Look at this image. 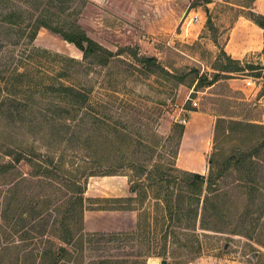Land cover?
<instances>
[{
	"label": "rangeland",
	"instance_id": "obj_1",
	"mask_svg": "<svg viewBox=\"0 0 264 264\" xmlns=\"http://www.w3.org/2000/svg\"><path fill=\"white\" fill-rule=\"evenodd\" d=\"M254 1L251 11L261 15L252 10ZM259 2L263 4L264 0ZM247 4L249 0L76 1L79 26L91 41L112 55L105 66H102L103 57L92 56L91 73L78 75L76 79L93 88L92 104L105 102L107 111L100 112L96 105V113L141 143L131 155L137 154L136 159L148 169L157 164L163 165V170L178 168L186 164L185 159L177 162L174 157L179 134L184 129L187 133L183 157L199 153V168L202 167L201 175L205 178L210 158L218 153L213 157L217 166L212 182L224 195L219 214L212 216L199 207L195 215H188V207L198 206L184 200L185 211L181 216L175 214L170 222L175 233L167 240L166 257H150L146 264H160L163 259L167 264H264V136L257 139L264 135V30L259 51L247 53L241 60H233L225 52L237 19L249 21L245 17L249 9L240 8ZM194 14L198 15L197 22L190 20ZM260 21L264 25V20ZM241 34L238 31L234 35L235 45L242 43ZM33 45L37 50L85 64L82 53L74 45L49 30L39 29ZM35 56L44 63L52 57ZM145 58H154L156 62L143 63ZM3 99L0 96V107ZM5 100L16 123L10 129L0 123V131L9 135L7 141L11 147L28 149L31 159L39 155L50 169L56 168L59 161L69 171L78 165L85 190V212L111 206L106 201L94 204L95 199H112L106 196L109 190L118 194L127 192L128 188V197L132 196L135 184L126 176H87L91 173L88 149L58 143L49 147L40 134H29L27 127H18L19 101ZM193 101L197 103L195 107ZM181 120H185L184 125L179 123ZM248 124L261 129H247ZM215 128L218 134L214 142ZM129 160L135 159L130 156ZM193 168L198 166L195 164ZM18 169L27 179L23 193L51 201L41 221L37 224L35 218L31 223L42 226L45 233L58 229L64 210L59 208L64 199L60 180L39 184L37 178L29 175L31 170L26 163L21 162ZM127 173V169L122 171V175ZM174 181L173 189L183 188L181 177ZM153 204V200L146 199L140 208L152 213ZM111 223L91 215V230L102 225L104 233L129 231L121 230L125 227H112ZM5 230L9 233L8 228ZM84 232L101 233L86 229Z\"/></svg>",
	"mask_w": 264,
	"mask_h": 264
},
{
	"label": "trees",
	"instance_id": "obj_2",
	"mask_svg": "<svg viewBox=\"0 0 264 264\" xmlns=\"http://www.w3.org/2000/svg\"><path fill=\"white\" fill-rule=\"evenodd\" d=\"M76 1L0 0V52L6 53L4 56L0 53V96L4 98L0 107V123L7 129L15 125L11 107L5 104V99L14 103L19 101L16 104L19 106L16 109L18 127H27L29 134H40L46 146L50 147L52 143L77 144L90 151L91 173L88 177L126 176L131 184H135L132 196L95 199L94 204L106 201L111 206L93 210L133 211L136 213L135 228L128 232L85 233L83 214L86 199L82 178L79 177L80 167L76 165L69 171L65 169L64 162L59 161L56 168L50 169L46 161L39 159V155L31 159L28 149L11 147L7 141L9 135L2 130L0 264H146L150 257H166L167 240L175 233L170 229V222L175 214L181 216L185 211L184 200L198 206L188 207V215H195L199 207L200 211H209L212 216L218 215L221 210L220 199L224 195L213 187L212 182L213 170L217 166L213 157H217L218 153L210 158L207 178L176 166L163 170V165L157 164L148 169L145 163L136 159L137 154L131 155L135 146H141V143L96 113L98 101L92 104L93 88L77 81L76 76L91 73L92 56L103 57L104 65H101L105 66L112 55L91 41L81 29L75 13ZM252 1L240 5V8L249 9L245 17L264 30L260 21L264 20V16L251 11ZM41 28L60 35L74 45L82 53L85 64L37 50L33 42ZM38 54L52 57L45 59L44 63L37 59L35 55ZM155 62L154 58L143 61L150 65ZM104 103L101 100L97 105L102 113L107 111ZM85 121L90 123L82 126ZM245 128L261 129L252 124ZM85 131L87 134L84 135ZM217 134L215 128L214 142ZM182 135L181 131L176 143L175 160ZM154 144L157 145V142ZM130 156L135 160H129ZM21 162L29 166V175L37 178L39 184L52 179L60 180L64 199L59 208L64 210L58 229L45 233L42 226L31 223L35 218L37 224L41 221L40 217L48 211L51 201L41 196H38L41 199H35L22 192L27 179L18 169ZM126 169L128 173L122 175ZM178 177L182 178L183 188L175 190L174 180ZM146 199L154 201L152 213L140 208ZM7 228L9 233H6ZM88 256L92 257L86 260Z\"/></svg>",
	"mask_w": 264,
	"mask_h": 264
},
{
	"label": "crops",
	"instance_id": "obj_3",
	"mask_svg": "<svg viewBox=\"0 0 264 264\" xmlns=\"http://www.w3.org/2000/svg\"><path fill=\"white\" fill-rule=\"evenodd\" d=\"M260 0H255L252 5V10H254L256 13L261 14L264 16V3L261 4L259 2ZM241 32L243 36V41L240 45H235L234 43V35ZM254 34L253 36L251 35ZM263 38V32L262 29L255 26L253 23H249L245 18L241 19L238 18L235 27L233 28L230 37L228 39V42L225 46V52H227L228 56H230L233 60H241L247 53L259 51L261 48V39ZM187 129H184L183 135L180 141L177 158L176 161L179 162L180 159H185L186 164H181L178 168H182L185 171L194 172L196 174H203V171H201V166L199 168V163H201V159L199 157V153H191L188 155V157L184 158L183 154V143L184 139L186 138ZM191 162H190V161ZM198 166V169L193 168L195 164ZM200 169V170H199ZM115 192H112V190H109V192L106 194V196H110V198H125L128 197L130 194L123 191L118 194H114ZM93 214L96 216H100L102 218H105L107 221H111L110 224L112 227H125V229L121 230H132L135 228L136 223V213L133 211H93ZM91 211L90 212H84L83 219H84V229L89 231H98L102 232L101 228L104 226H98L96 229L91 230ZM119 221V222H118ZM115 230V229H114ZM111 232V231H109Z\"/></svg>",
	"mask_w": 264,
	"mask_h": 264
},
{
	"label": "built area",
	"instance_id": "obj_4",
	"mask_svg": "<svg viewBox=\"0 0 264 264\" xmlns=\"http://www.w3.org/2000/svg\"><path fill=\"white\" fill-rule=\"evenodd\" d=\"M191 21H193V22H197L198 21V15L197 14H194L192 17H191V19H190ZM250 81L247 83V85H250ZM192 105L195 107L196 105H197V103L195 102V101H193L192 102ZM179 123L180 124H185V120H181V121H179Z\"/></svg>",
	"mask_w": 264,
	"mask_h": 264
},
{
	"label": "water",
	"instance_id": "obj_5",
	"mask_svg": "<svg viewBox=\"0 0 264 264\" xmlns=\"http://www.w3.org/2000/svg\"><path fill=\"white\" fill-rule=\"evenodd\" d=\"M160 264H167V261L163 259L160 261Z\"/></svg>",
	"mask_w": 264,
	"mask_h": 264
}]
</instances>
